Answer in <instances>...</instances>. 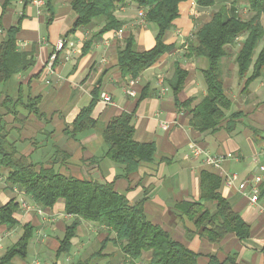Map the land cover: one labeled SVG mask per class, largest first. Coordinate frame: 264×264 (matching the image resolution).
<instances>
[{
	"label": "crops",
	"instance_id": "crops-1",
	"mask_svg": "<svg viewBox=\"0 0 264 264\" xmlns=\"http://www.w3.org/2000/svg\"><path fill=\"white\" fill-rule=\"evenodd\" d=\"M72 1L56 0L53 19L48 23L46 0L41 7L33 0H0V42L6 29L20 23L18 47L35 59L34 65L27 71L15 74L7 85H0V94L2 97L6 93L17 94L19 85H22L26 95L28 92L41 95L37 110L19 104L16 114L3 115L9 140L16 142L19 151L37 168L51 166V160L58 155L60 160L54 168L64 174L114 182L115 189L124 194L131 204L143 202L149 220L197 252L199 264H208L211 255L223 261L232 254L236 255L237 264H264V196H259L258 201L253 203L248 193L250 187L246 190L239 188L245 180L250 185L254 175L260 172V166H264V138L256 136L253 130L257 127L264 137L262 78L244 90L246 78L241 79L237 65L231 64L233 75L224 76L225 93L233 101L228 114L235 111H243L244 114L231 131L225 127V120L215 132H200L191 125L189 110L177 106L174 92L167 84L175 62H179L188 71L179 93L180 100L194 97L195 105L207 93L201 71L205 61L187 57L184 50L186 40L196 29L190 21L193 19V16L190 17L192 11H189L193 8L191 3L187 0L181 4L180 16L166 32L165 42L176 44V48L165 53L130 84L133 78L123 76L119 69L118 52L131 34L136 38L137 50L151 48L156 41L157 26L140 18V8L130 3L116 13L125 22L121 26L122 35L116 36L117 29L94 37L89 50L83 54L85 43L103 27L104 21L95 19L90 25L69 33L77 18ZM210 8L198 6L194 18L199 16L203 24L210 21L211 16L207 15ZM129 9H137L139 19L133 20L135 10L131 13ZM59 39L68 43L64 50L57 51V58L50 68V57L56 51ZM69 42H73V46ZM97 88L99 91L92 117L99 121V127L75 136L67 133L80 110L91 102ZM129 88L136 94L130 95L127 92ZM103 92L112 97V103L103 100ZM143 92L147 96L141 97ZM24 103H27L26 97ZM123 112L133 114L135 140L154 141L157 148L154 161L144 162L128 176L124 175L123 166L105 157L106 145L102 134V128ZM195 145L209 154L221 155V166L209 164L205 154L195 155ZM59 150L68 156L65 158ZM203 172L222 177L219 191L250 225L251 232L247 238L229 232L220 242H211L202 235L194 220L177 208V203L181 201L201 200ZM230 173H236L237 179L232 185H227L226 176ZM6 177L7 171L0 169V206L15 197L19 203L26 200L32 208H19L16 218L20 224L15 227L0 223V257L20 238L22 224L30 221L35 230L27 257L15 258L14 264L129 263V257L114 242L115 232L97 221L84 219L71 240L70 251L57 257L61 240L74 215L66 213L62 200L54 206H39L25 194L23 186L9 184ZM202 202L212 213L216 211L215 202ZM149 257L150 253H147L145 259Z\"/></svg>",
	"mask_w": 264,
	"mask_h": 264
},
{
	"label": "trees",
	"instance_id": "trees-1",
	"mask_svg": "<svg viewBox=\"0 0 264 264\" xmlns=\"http://www.w3.org/2000/svg\"><path fill=\"white\" fill-rule=\"evenodd\" d=\"M55 1L46 0V7L49 10L48 23L55 13ZM185 1L187 0H73L71 5L77 18L69 33L90 25L95 19L104 21L103 27L85 43L82 52L86 54L94 37L123 26L124 20L119 19L116 14L121 7L135 3L139 8H144L147 11L145 20L154 23L158 29L155 44L147 50L139 51L136 47V38L131 34L126 38L124 47L118 52L121 73L123 76L136 79L142 71L153 66L165 53L176 48V44L165 42V35L180 16L181 4ZM196 2L198 6L212 7L216 0H196ZM240 2L248 5L251 12L248 18L238 14L236 6ZM263 14L264 0H233L232 7L223 4L215 10L211 20L197 28L184 44L187 57L200 58L206 63L201 71L207 93L195 105H193L194 97L180 100L179 93L184 87L188 71L179 62H175L173 74L167 79V84L174 92L177 106H184L189 110L190 123L198 131L215 132L222 127L225 120H227L225 127L231 131L236 127L237 120L243 116V111L228 114L233 101L225 93L224 59L229 55L228 46L235 44L239 36L246 34L235 56L237 73L241 79L246 78L244 90L252 82L264 76V45L258 51L264 40ZM19 30L20 23L6 29L5 37L0 42V85H7L15 74L27 71L35 63L32 54L21 51L18 47ZM98 91V88L94 90L93 99L80 110L72 123V129L67 130V133L75 136L99 127V121L92 117ZM4 92L6 93V90ZM28 93L26 95L23 86L19 85L17 94L6 93L4 97L0 94V169L7 171V182L11 185L23 186L25 194L34 203L48 207L62 200L66 213L74 215L73 221L67 226L56 256L59 257L62 253L70 251L71 240L84 219L97 221L116 233L114 242L129 257L128 264H199L197 252L175 239L165 228L149 220L143 202L131 204L124 194L115 189L114 182H101L94 178L81 179L64 174L54 168V164L60 160L58 155L51 160V166L37 168L32 160L22 154L16 142L8 138L3 115L16 114L19 104L37 110L41 95ZM145 96L147 93L143 92L141 97ZM24 97L27 98V103H24ZM253 130L256 136L264 138L257 127H253ZM102 134L106 145L105 157L123 166L124 175L128 176L136 172L144 162L154 161L156 144L154 141L135 140L132 113L123 112L112 118L102 128ZM59 152L65 158L68 156L63 150ZM221 183V176L203 172L201 200L181 201L177 203V208L188 214L202 235L211 242H220L229 232L236 233L240 238H247L251 227L219 191ZM260 196H264V181L260 185ZM202 201L215 202L216 211L212 213ZM19 208L20 203L15 197L0 206V223L10 228L20 224L16 218ZM22 228L20 238L0 257V264H14L15 258L27 257L35 227L28 221L22 224ZM107 242L108 239L102 243V247ZM147 253H150V257L145 259ZM236 259L235 254L229 255L223 261L211 255L208 264H237ZM77 264H88V261H79Z\"/></svg>",
	"mask_w": 264,
	"mask_h": 264
},
{
	"label": "built area",
	"instance_id": "built-area-1",
	"mask_svg": "<svg viewBox=\"0 0 264 264\" xmlns=\"http://www.w3.org/2000/svg\"><path fill=\"white\" fill-rule=\"evenodd\" d=\"M33 2L38 5V6H43L45 5V0H33ZM189 2L191 3L192 7L194 8V6H197V2L196 0H189ZM147 11L144 8H140L138 11V15L140 18L145 19ZM123 33V27H120L117 31H116V36H121ZM67 40L65 39H59L56 43V51L51 55L50 57V63L49 66L50 68H52L53 63L57 57V51H62L65 49L66 45H67ZM71 46H73V42H69ZM134 81L131 80L130 84H132ZM127 92L130 95H135L136 92L133 89H127ZM101 97L103 98V100L107 103H112V97L106 93L103 92L101 94ZM193 152L195 155H201V154H205L207 156V162L215 167H220L221 163L223 161V157L221 155H216V154H209L208 152H206L205 150H203L202 148H200L199 146H194L193 147ZM237 179V174L236 173H230L226 176V184L227 185H232L234 183V181ZM264 181V166H260V172L255 174L252 180V183L249 185L248 182L242 181L239 184V188L241 190H246L248 188V186L250 187L249 190V197L251 202L256 203L259 199L260 196V185L263 183ZM20 207L23 209H27L30 210L32 208V205L30 203H28L26 200H23L20 202Z\"/></svg>",
	"mask_w": 264,
	"mask_h": 264
},
{
	"label": "rangeland",
	"instance_id": "rangeland-1",
	"mask_svg": "<svg viewBox=\"0 0 264 264\" xmlns=\"http://www.w3.org/2000/svg\"><path fill=\"white\" fill-rule=\"evenodd\" d=\"M188 1H189V0H188ZM232 2H233V0H216L215 5L212 6V7L210 8V10H208V14H207V13H206V14L211 16L212 13H213L215 10H217L218 8H220V6L223 5V4H226V5H228L229 7H232ZM189 3H190V2H189ZM126 7H127V6H126ZM197 7H198V5H197V6H194V8H192V9H191V8L189 9L190 12L192 11V12H191L192 14H191L190 17L193 16V17H192L193 19H191L190 21H191L192 23L195 24V28H196V29L199 28V26H200L201 24H203V20H201V18L199 19V16H198L197 19L194 18V17L196 16V14H195V9H196ZM236 7H237V9H238V14H240L242 17H244V18H248V17L250 16L251 12H250V10H249L247 4H245V3H243V2H240ZM119 10H121V8H120ZM129 10H130V9H129ZM133 10H135V13H134ZM121 11H123V10H121ZM130 11H131V13H134V14H132V19H133V20L139 19L138 15H137V9H132V10H130ZM206 14H205V16H206ZM262 22H263V24H264V14H263V16H262ZM196 29H195V30H196ZM193 33H194V31H193ZM245 36H246V34H243V35L239 36L238 39H237V42H236L235 44L228 46L229 55L224 59V76H227V74L230 75V76L233 75V73H232L233 70H231V64H232V66H233L234 64L237 65V64H236V61H235V56H236V53H237V52L239 51V49L241 48ZM186 41H187V40H186ZM263 45H264V40H263V42L260 44V46H259V48H258V51L262 48ZM184 50H186V49H184ZM260 81L263 82V86H264V76L262 77V79H261ZM263 96H264V95H263Z\"/></svg>",
	"mask_w": 264,
	"mask_h": 264
}]
</instances>
